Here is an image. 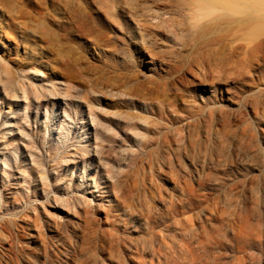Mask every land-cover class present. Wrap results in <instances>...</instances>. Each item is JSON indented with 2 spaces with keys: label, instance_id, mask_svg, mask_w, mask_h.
<instances>
[{
  "label": "rangeland",
  "instance_id": "obj_1",
  "mask_svg": "<svg viewBox=\"0 0 264 264\" xmlns=\"http://www.w3.org/2000/svg\"><path fill=\"white\" fill-rule=\"evenodd\" d=\"M113 2L0 0V264H264V67Z\"/></svg>",
  "mask_w": 264,
  "mask_h": 264
},
{
  "label": "bare ground",
  "instance_id": "obj_2",
  "mask_svg": "<svg viewBox=\"0 0 264 264\" xmlns=\"http://www.w3.org/2000/svg\"><path fill=\"white\" fill-rule=\"evenodd\" d=\"M98 1L102 6L117 2L119 8L132 17L142 30L167 32L164 24L173 23V27H177L182 36L181 40L178 39L180 48L194 54L193 62L207 67L208 71L217 73L222 69L227 70L230 77L252 79L256 67H264V0ZM220 49L222 53H219ZM226 82L229 84L230 81L226 79ZM6 124L10 125V122ZM100 188H94L88 193L95 199L103 198L105 195L100 194L103 191Z\"/></svg>",
  "mask_w": 264,
  "mask_h": 264
}]
</instances>
